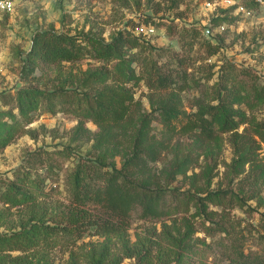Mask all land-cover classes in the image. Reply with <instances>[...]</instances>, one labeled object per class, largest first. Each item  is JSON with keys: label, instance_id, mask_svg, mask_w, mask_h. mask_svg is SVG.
<instances>
[{"label": "rangeland", "instance_id": "obj_1", "mask_svg": "<svg viewBox=\"0 0 264 264\" xmlns=\"http://www.w3.org/2000/svg\"><path fill=\"white\" fill-rule=\"evenodd\" d=\"M244 1L248 0H13L11 10L0 11V94L15 95L18 89L32 86L46 92L78 90L97 94L107 87L122 85L115 75L118 61H106L95 57L94 53L76 61L58 62L44 73L38 70L36 77L29 79L21 70L38 30L54 29L110 41L119 32L131 31L136 24L147 22V17L155 22L152 24L156 33L144 40L151 48L139 53L141 59L134 66L139 73H144L147 64L156 59L161 62L173 55L183 58L184 64L173 71L181 75L178 79L180 86H185L182 97L188 111L198 98L215 102L216 85L226 62L239 68H250L257 78H247L248 85L264 84V0H257L260 5L252 9L250 15L238 9ZM196 27L200 31L196 38L185 34L184 28H189L192 35ZM209 44L218 49L213 55L209 54ZM173 66L176 68L177 65ZM185 74L187 80L182 77ZM254 80L257 82H252ZM132 88L142 107L128 123L123 152L116 155L110 148L104 151L95 147L99 128L75 113L73 108L63 105L57 97L54 109L46 103L41 104L26 133L0 150L2 180L14 178L15 169L28 153L43 148L47 151L46 164L55 166L59 180L51 191L38 196V204L54 209L70 201L72 173L79 164L96 162L105 168L121 167L131 151L140 117L158 106L170 91H154L144 80ZM233 106L251 120L264 121V100L253 105L242 102ZM9 109L10 105L5 104L0 95V119L9 120L8 116L2 115ZM14 114H18L16 109ZM238 130L251 134L247 124L240 125ZM259 152L264 163V144ZM189 158L197 161L172 179L175 167ZM237 159L230 132L219 133L218 139L211 142L196 137H178L154 165L159 185L202 196L206 198L202 205L196 201L187 211L181 209L160 220L140 218L139 211L135 210L126 238L86 234L74 244L26 246L23 249L7 247L0 255V264H15L21 258L26 264H94L105 248L111 257L121 259V264H137L135 258L125 257V245H132L137 234H153L156 238L165 224L172 226L173 248L179 252L165 264H229L228 259H223L222 252L227 248L226 244H232V239L220 232L211 237L205 228L225 218L245 232V247L261 251L264 248V239L259 237L264 235V177L257 185L254 181L249 183L256 178L255 173L249 164L235 163ZM217 190H229L233 193V201L229 195L227 199L213 195L212 192ZM32 209L29 204L11 205L0 199V233L21 230L32 220ZM46 223L53 224L51 221Z\"/></svg>", "mask_w": 264, "mask_h": 264}, {"label": "trees", "instance_id": "obj_2", "mask_svg": "<svg viewBox=\"0 0 264 264\" xmlns=\"http://www.w3.org/2000/svg\"><path fill=\"white\" fill-rule=\"evenodd\" d=\"M241 5L254 9L260 4L257 0H248ZM146 21L144 23L147 25L155 23L151 17H147ZM193 30L191 35V30L184 28V33L196 38L199 28ZM144 40L132 30L121 31L110 41L54 29L35 32L31 48L23 60L21 71L25 78L36 77L38 70L44 73L51 65L63 60L76 61L88 53H94L100 59L118 61L115 75L121 79L122 85L107 87L97 94L78 90L46 92L33 86L20 88L15 95L0 94L4 103L10 105L9 111L2 114L8 116L9 120L4 117L0 119V150L26 133L41 104L50 105L54 109V102L60 97L59 101L63 105L73 108L75 113L91 120L99 128L95 147L104 151L110 148L117 155L126 149L128 123L139 114L142 107L132 86L139 85L144 80L154 91H170L158 106H153L151 111L140 117L131 151L121 167L105 168L96 162L77 166L72 173L68 204L54 209L38 204V196L51 191L59 180V172L55 170V166L52 163L46 164L47 151L43 148L28 153L24 162L15 169L14 178L3 181L0 176L2 201L11 205L29 204L33 208L32 220L21 230L9 234L0 233V255L7 247L23 249L26 246L74 244L86 234L126 238L135 210L139 211L140 218L160 220L169 218L181 209L187 211L191 203L196 201H200L202 205V201L206 199L202 196L159 185L154 165L171 149L178 137H196L201 141L211 142L218 139L219 133L230 132L238 154L235 163L249 164L255 173L256 178L248 182L254 181L257 185L264 177V163L259 157V150L264 144V121L251 120L245 112L233 108L235 103L253 105L254 102L264 100V84L257 80L252 82H257L258 85L246 83L247 78H257L250 68H239L232 62H226L216 85L218 89L213 98L215 102H205L198 98L191 106V111H188L182 97L185 86H180L178 79L181 75L173 71L184 64V59L174 55L161 62L156 59L147 64L144 73H139L134 63L141 59V51L151 48ZM208 49L211 55L218 50L210 44ZM174 64L177 65L176 68ZM239 76L245 78L241 79ZM182 77L187 80L186 74ZM15 109L18 114H14ZM242 124L250 127V135L239 132L238 128ZM195 161L197 159H185L175 167L171 178L184 173L188 165ZM44 168L47 173L40 171ZM212 194L224 199L229 195L232 201L234 197L229 190H217ZM203 213H206L205 210ZM41 221H51L53 224ZM171 227L170 224H165L156 238L153 234H137L132 245H125V257L135 258L137 264H165L174 259L179 252L173 248L175 237ZM205 228L211 237L220 232L224 237L232 239V244H226L227 248L222 252L223 259H228L229 264H264V248L259 251L245 247L247 236L232 220L225 218ZM259 237L264 239L263 234ZM20 260L15 264H26L22 258ZM121 263V259L111 257L105 248L94 264Z\"/></svg>", "mask_w": 264, "mask_h": 264}, {"label": "built area", "instance_id": "obj_3", "mask_svg": "<svg viewBox=\"0 0 264 264\" xmlns=\"http://www.w3.org/2000/svg\"><path fill=\"white\" fill-rule=\"evenodd\" d=\"M258 1L263 2V0H258ZM208 5L211 6V3H208ZM13 7H14L13 0H0V11L11 10ZM238 9L242 10L247 15H250L252 13V9L247 8L241 4ZM132 31L137 36H141L142 38L149 40V38H151V36L156 33V28L151 24L147 25L145 23H140L136 25Z\"/></svg>", "mask_w": 264, "mask_h": 264}]
</instances>
